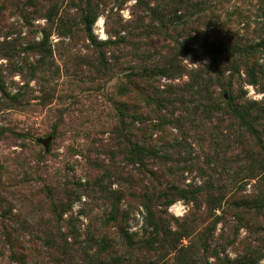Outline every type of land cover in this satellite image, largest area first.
I'll return each mask as SVG.
<instances>
[{"label":"rangeland","instance_id":"1","mask_svg":"<svg viewBox=\"0 0 264 264\" xmlns=\"http://www.w3.org/2000/svg\"><path fill=\"white\" fill-rule=\"evenodd\" d=\"M84 1L0 3V78L11 95L25 93V101L16 107L8 105L0 90V264H12L4 248L8 246L5 228L12 226L24 228L19 242L31 255L28 264H58L56 251L41 246L51 240L60 245L65 237L74 242L72 230L81 244L73 253L75 264H100L101 259L94 257L97 241L109 232L111 240L122 243L114 234L118 225L130 234L144 235L148 212L141 196L160 190L149 172H160L163 166L176 170L177 185L202 191L195 202L178 199L167 209L178 222L171 221L172 231L182 229L184 234L187 228L190 232L181 247L198 241L199 234L210 227L214 230L211 250L219 246L222 258L250 255L256 264H264V153L260 147H264V113L257 115L259 133L249 137L226 114L213 110L206 119L195 109L185 112L180 95L174 92L190 83L191 72L197 69H203L207 78L216 77L209 58L195 62L183 57L174 50L176 40L193 46L202 33L264 38V1H209L204 16L195 11L190 17L197 22L193 29L185 30L177 22L160 31L156 29L160 23L151 12L138 8V0H93L100 5L94 35L98 42L112 41L101 47L102 54L79 27ZM145 1L153 8L160 4ZM141 20L154 27L141 29ZM174 26L182 35L172 31ZM167 55L171 62L175 55L178 66L168 76H158L156 85L176 98L177 107L159 112L154 103L146 106L145 86L137 90L129 76ZM257 60L262 77L264 54L259 53ZM231 70L226 72L224 88L214 90L222 106L227 102ZM259 79L252 83L242 69L240 76L232 77V90L243 103L264 109V80ZM194 99V95L187 97L188 102ZM161 119L163 130L145 135L146 126L158 125ZM50 136L46 151L38 140ZM130 139L143 147L150 139L149 144L161 151L160 157L133 155ZM233 198L245 205L231 211ZM156 209L165 208L154 200ZM157 246L140 245L133 253L140 264H158ZM40 252H46L45 259ZM211 254L208 251L206 256L216 264Z\"/></svg>","mask_w":264,"mask_h":264},{"label":"trees","instance_id":"2","mask_svg":"<svg viewBox=\"0 0 264 264\" xmlns=\"http://www.w3.org/2000/svg\"><path fill=\"white\" fill-rule=\"evenodd\" d=\"M11 0H0V3L9 4ZM158 0L160 4L153 8L151 7L150 2L145 0H138V8H142L143 12H151L153 20L158 21L159 27L157 30L164 31L165 28L170 27V24L173 25L178 22L183 24V29H193V25L197 22H193L190 17H193L195 11H198V15L201 14L204 16V6L207 2L215 0ZM261 1V0H260ZM264 1V0H263ZM33 2V0H32ZM81 6L80 10V22L79 27H82L84 35L89 39L94 46V50L102 54V46H107L110 42H98L96 36L94 35V25L100 15V5L94 2L93 0H86ZM182 12V13H181ZM193 12V14H192ZM187 16H185V14ZM148 18V17H147ZM150 18V17H149ZM144 19V18H143ZM146 19V17H145ZM144 20L138 22V27L143 28H152L154 24L145 26ZM174 33L179 34V29L177 26L171 28ZM197 31V30H195ZM204 35V36H203ZM185 37V36H184ZM177 46L174 50L180 52L183 57L187 59H192L193 61H200L203 58H209L212 61V66L216 70V77L207 78L203 69H197L194 73L191 72L190 78L191 82L186 83L183 86L176 88L179 92L174 90V92L180 95L179 104L182 109H185V112H190L195 109V113L202 114L207 119L208 114L213 110L217 113L226 114L231 120H234L236 123H239L246 132V135L249 137H256L259 133V130L256 128L257 116L259 113H264V109L256 103L249 105L242 102V99H238L237 96L233 94L232 90V77L235 75L240 76V72L244 69L248 75L252 78V83L258 82L259 80H264L263 76H259L258 60L257 56L259 53L264 54V38L261 36L259 38L252 39H241L238 37H220L215 36L208 37L207 33L200 34V38H196V44L193 46L187 45L185 43H179L176 40ZM1 51V49H0ZM3 53H6L7 49L2 48ZM8 55V54H7ZM172 62L169 59L168 55L161 59L155 65L150 67H144L142 71H134L129 76L131 84L137 89L142 84L145 86L143 89V95L146 97L145 104L147 107H150L151 104H155L156 111L162 112L166 110L167 112L173 111L176 106V98H171V95H167L168 92L160 91L156 85L158 76H168L169 72L175 69L176 65V56H172ZM231 70V77L227 79L228 87L226 89L228 93V98L225 106L218 104L220 97L218 98L217 91H214L215 88L223 87V81H226V72ZM263 73V72H261ZM222 81V83L220 82ZM0 90L6 97L8 105L16 106L22 105L21 103L25 101L23 98L24 92H20L15 95H11L6 91L5 84L0 78ZM172 94V93H170ZM194 95L195 99L188 102L187 97ZM196 104L194 107L189 108L187 105ZM120 111H124V108H119ZM124 119V118H123ZM162 122L157 124L147 125L145 128V135L150 130L161 131L163 127L161 126L164 122V119H161ZM175 120V119H174ZM176 142V141H175ZM131 152L133 155L139 153L140 155L145 154L147 157L149 155L153 157H160L159 152L155 144L152 143V146L149 144L150 139L146 142V147L140 146L138 143L133 142L132 139L129 140ZM176 144V143H175ZM182 143L175 145V147H180ZM262 153H264V147L260 146ZM166 154H163L164 156ZM161 156V157H162ZM176 170L172 171L169 167L163 166L160 168V172H149L151 175V180L156 181L160 187V190H155V194L147 191L142 193L141 204L146 208L148 212L147 217V229L144 232V235H134L130 234L123 225H118V229L114 234L118 235L121 238L122 243L115 242L111 240V234L106 233L105 237L101 241H97V253L95 254V259L98 261L101 259L100 264H140L139 258L135 257L133 253L135 249H138L140 245L150 246L149 249H152V246L158 244L155 248V256L158 257V264H211L206 254L208 251H211V256L216 258V264H256V259L254 256L238 257L233 260L228 256L221 257V253L218 249L219 246H215L211 250L210 237L212 236V228H205L202 233L198 236V241L191 243L190 246H182L183 237H189V230L185 229V233L181 234V230L172 231L171 226L169 225L171 221H176L167 211L168 207L172 205L178 199H184L188 202H195L198 198L196 197L199 193L192 191L191 189L186 190L180 185H177V181L173 178ZM182 175V174H181ZM160 179H163L162 182ZM175 180V181H174ZM73 191V190H70ZM211 195H208V200ZM230 202L231 211H235L236 207L245 205V202L238 203L236 198H233ZM154 200H157V205L162 206L165 209L163 210H154ZM218 201V200H217ZM242 199L240 200V202ZM69 204H67L68 206ZM113 221L118 222L116 218H112ZM178 223V222H177ZM215 227V225L213 226ZM8 235V246H4L9 253L8 259L11 260V263L17 264H28L29 263V254L28 248L25 247V244L19 242L21 230L24 228H16L14 226L5 228ZM20 229V230H19ZM74 235V242L70 243L69 238L61 240L60 245H56L53 240L50 242H44L41 246V249L46 248L51 251H56L55 261L58 264H75V259L73 253H75L77 246H81L78 243L76 238L75 230L70 232ZM14 237V238H13ZM264 239L262 240V242ZM264 243V242H263ZM234 244V243H233ZM181 247V248H180ZM63 251V252H61ZM77 253V251H76ZM176 253V254H175ZM42 259L46 258V252L39 253ZM173 254V257H171ZM54 256V255H52ZM207 258V262H206ZM201 262V263H200ZM77 264V263H76ZM142 264H144L142 262ZM154 264H157L156 262Z\"/></svg>","mask_w":264,"mask_h":264},{"label":"water","instance_id":"3","mask_svg":"<svg viewBox=\"0 0 264 264\" xmlns=\"http://www.w3.org/2000/svg\"><path fill=\"white\" fill-rule=\"evenodd\" d=\"M52 139H53V138L50 136V137H48V138H46V139L38 140V142H39L40 144H42V145L45 147V150H46V151H48L49 148H50V145H51Z\"/></svg>","mask_w":264,"mask_h":264}]
</instances>
